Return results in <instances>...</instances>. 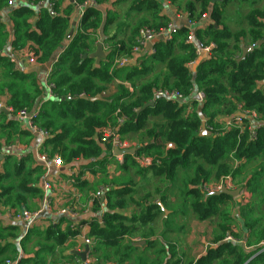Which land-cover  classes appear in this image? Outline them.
Wrapping results in <instances>:
<instances>
[{"label": "trees", "instance_id": "trees-1", "mask_svg": "<svg viewBox=\"0 0 264 264\" xmlns=\"http://www.w3.org/2000/svg\"><path fill=\"white\" fill-rule=\"evenodd\" d=\"M19 1L20 8L11 15L10 53L5 50L9 33L5 24L0 23V101L6 100L14 113L21 110L33 113L39 109L35 124L50 135L43 152L57 154L67 166L99 174L100 188L110 187L105 193L102 223L98 221L99 203L92 205L83 221L89 222L90 236L99 241L92 252L94 264H264V43L259 45L264 41V5L256 6L261 0H133L125 19L136 7H146L147 16L134 25L119 23L114 32L107 31L114 22L110 13L104 19L98 9L109 0H95V6L86 7L81 19L79 14L76 19L72 15L77 6L70 3L65 7L68 0H51L55 2L53 10L57 16H51L46 7L35 9L49 0ZM162 1L186 12L188 20L196 25L176 30L171 40L156 41L154 52L136 58V64L130 62L125 67L113 68L118 57L132 59V49L142 28H151L157 33L172 28L168 18L161 14ZM234 2L252 6L245 17L246 25L232 31L223 22L225 7ZM84 3L85 0H77V5ZM6 5L7 0H0V10ZM203 15L207 19L202 21ZM73 23H76L74 34L68 40ZM190 31L205 45H214L212 55L195 71L193 65L198 55L186 42ZM100 42L110 54L96 63L92 56ZM252 45L256 48L245 60L239 61L242 48ZM28 53L36 59V66L51 65L49 83L54 97L39 107L43 88L36 74L20 70L8 55L17 60ZM115 80L122 84L110 93L109 86ZM126 84H130L132 92ZM156 89L179 92L186 103L154 100ZM200 91L205 94V100L198 105L194 96ZM82 96L102 100L91 102ZM119 109L128 117L120 127V134L134 137L136 154L154 159L151 167L142 168L132 155H125L118 171L126 178L109 175L111 148L102 145L98 135L102 128L117 125ZM239 112L247 115L241 118L242 126L226 128L227 122L234 121ZM252 114L257 115L255 121L249 118ZM9 116L12 115L0 112V157L2 147L12 145L15 136L28 137L30 133ZM203 122L206 135L200 132ZM169 143L174 148L167 150ZM4 159L5 162L0 161L4 169L0 170V213L34 210L30 202L42 196V166L30 153L15 158V174L22 177L15 187L5 183L10 179L7 165L12 156ZM251 163H256L261 170L247 178L244 173ZM180 169L191 171V175L185 182L184 203L177 206L170 192ZM136 177H140L139 182ZM155 177L162 178L161 182L152 183L150 179ZM227 177L236 189L251 193L250 199L239 205L237 217L229 210L233 198L209 196L203 190L204 186ZM72 180L83 190L89 189V183L80 182V177ZM152 184L153 191L147 189ZM160 203L169 211L168 215ZM180 207L197 213L200 222L210 221L212 230L204 235L210 243L206 254L189 263H184L178 245L168 242L167 238L172 233L182 235V231L174 230ZM1 220L0 264H7L4 257L14 243L10 239H17L18 234L15 225L4 227ZM48 220L50 224L44 231L29 233L43 239L34 256L19 259L14 250L11 263L19 259L17 264H44L41 254L53 253L56 247L64 246L77 235L75 222L68 220V227L62 229L61 222L67 221L65 217L59 219L60 223L56 219ZM239 224L242 229L238 234L235 230ZM137 234H142L140 242L146 241V244L139 245L132 240ZM229 236L234 241H227ZM157 242L162 247L151 257L148 250ZM107 249L114 251L115 261L109 259ZM100 253L103 259L98 256Z\"/></svg>", "mask_w": 264, "mask_h": 264}, {"label": "built area", "instance_id": "built-area-1", "mask_svg": "<svg viewBox=\"0 0 264 264\" xmlns=\"http://www.w3.org/2000/svg\"><path fill=\"white\" fill-rule=\"evenodd\" d=\"M70 2V0H68ZM95 0H87L83 5H77L75 2L74 5L77 6L79 10V19L82 18L83 11L88 6H95ZM21 6V2L19 0H7L6 8L10 11H14L19 9ZM55 6L54 1H44L40 3L38 6L35 7V9L38 11L42 7H46L50 10L51 16H57L58 13L56 10H53V7ZM207 16L203 15L201 17V20H206ZM188 25L193 28L196 23L191 22L188 20ZM176 33V29L170 28L168 31H164L162 33H157L151 28H142L139 31V36L137 40V44L132 49V59L129 57H118L116 58L113 68L114 67H125L130 62L134 61L136 58L140 57L146 50V47L151 43L155 44L158 37L162 36L165 39L171 40L174 37V34ZM187 44L194 47L198 58L202 55H206L207 58L210 57L213 53L214 45H205L201 40H198L193 31H190L188 38L186 40ZM154 48V47H153ZM256 48V45H252L250 47L251 51ZM7 49V48H6ZM5 49V50H6ZM149 52H154L153 49H151ZM9 57H11V60L13 62H16V59L12 58L10 54H8ZM25 57L27 58L30 65H36V59L31 54H25ZM49 75L50 71L45 76V81L47 85V89L50 94V99L54 97V94L52 92L53 86L49 83ZM126 86L129 88V90L132 92L133 89L130 86V84H126ZM153 99H164V100H170V101H178L181 103H186L184 96L175 91H169L164 89H156L153 92ZM205 100V94L200 91L194 96V101L200 105ZM189 103V102H187ZM2 110H6L9 115H12L18 122L24 123L27 127L26 129L35 136H39L41 138V142L38 145L37 149L34 150L35 159L36 162L42 166L43 169V178L41 181V189L43 192L42 199H41V206L36 210H22V211H6V213H0V218H7L9 219L10 223H13L17 226H20L23 231V235L20 236V241L24 238L25 235H29V233L36 227L42 220L45 219V216L48 219L53 218V215L55 214L54 206H55V189L57 187L56 181L60 179L61 174H65L67 177V185H72L74 181L72 178L80 177L82 178V175L85 173H92V171L88 169H79L76 167H71L65 165L64 161L56 154V155H49L46 152H43V145L45 141L50 138V135L48 132L41 130L36 124H35V117L38 114V110L34 111L33 113L28 112L27 110H21L18 113H14L13 109L10 108L6 100L0 101V112ZM243 113V112H241ZM244 117H247L245 113ZM117 117V125L116 126H109L102 128L98 135L100 137V143L102 145H108L111 148V156L110 161L112 162L108 166V173L111 177H115L117 175L118 167L122 165L125 161V155H132L135 159L137 165L142 168H149L153 165L154 159L152 156L149 155H138L136 154L135 144L130 142L126 137H123L120 134V127L121 125L125 124L128 121V117L122 114V111L119 109L116 112ZM241 118L236 115V119L234 121H228L226 124V128L233 127L237 125L240 127L241 125ZM250 119L254 120L257 118L256 114H252L249 116ZM205 124V122H203ZM174 145L172 143H169L166 146V149H173ZM115 150L124 151L126 153L123 154H116ZM33 153L32 150H29L20 144L14 143L13 145L6 146L5 148H2L1 155L3 156H9L16 154V158H21L23 156L29 155ZM33 155V154H32ZM64 171V172H63ZM93 174V173H92ZM99 176V174L97 175ZM109 186L101 187L97 191L90 193V195L87 198L86 204L82 203L80 197L78 194H74L73 199L70 201V203L59 209L58 212H56V217L58 216H67L70 218L72 222H75V231H77V235L73 238L74 240H81L83 242L84 248L89 247V253L86 256V260L82 261L81 258L75 257V263L76 264H94L95 259L93 258L92 252L95 250L98 240L95 237L90 236L91 227L89 225V222H83L86 220V217L89 216L90 208L94 203L100 204V211L98 212L99 223H102V216L105 213V193L109 189ZM223 188H226L227 190H236L233 181L230 177H227L225 180L220 181L218 183L210 184L207 186H204L203 190L207 193H213L221 191ZM242 190V189H241ZM245 192V190H242V193ZM247 201V199L245 200ZM53 223V222H51ZM50 224V222H49ZM227 241H234L232 237H227ZM136 242H140L141 240H133ZM85 249L82 251L84 252ZM76 252V251H75ZM19 259L22 257L21 254H19ZM19 259L15 263H11L10 261H6L7 264H17L19 262ZM64 264H70L69 262H65Z\"/></svg>", "mask_w": 264, "mask_h": 264}, {"label": "crops", "instance_id": "crops-1", "mask_svg": "<svg viewBox=\"0 0 264 264\" xmlns=\"http://www.w3.org/2000/svg\"><path fill=\"white\" fill-rule=\"evenodd\" d=\"M85 1H87V0H85ZM262 1H264V0H262ZM75 2L77 3V0H75ZM132 2H133V0H109L108 2H104L103 4L98 6V9L102 12L104 19H106L107 13L109 12L110 18H112V20H114V22L109 25L108 30H107L108 32H114L119 23H125L126 22L130 25H134L139 20H141L143 17L147 16L146 7H142V8L136 7V9L133 11V13L131 15H129L127 17V19H125V14L128 11V8L132 4ZM69 4H70V2L65 3V7H67ZM162 6H163V9H162L161 14L168 18L172 28L179 30V29H182L188 25V15L186 14V12H184L183 10L177 9V6L174 4H171L170 2H165ZM238 7H239L238 2L230 3L225 7V16L226 15L227 16H226V19L224 20L223 23L225 24L226 27H228L232 31L239 29V27L237 26V22L239 20L234 16V14L228 15L227 10L235 13ZM12 13H13V11H10L7 8H3L0 10V23L5 24V27L9 33V43H8V46L6 49V53H10V48H11L10 41L13 38V21H12V16H11ZM78 14H79V10L77 8L72 13L74 19L78 18ZM111 15H115V16L112 17ZM236 15H237V13H236ZM238 18H239V16H238ZM100 35L101 36L103 35V32L101 30H100ZM122 37H123V35L120 34L119 38H122ZM104 50H105V52H107V47L105 45H104ZM144 53L146 54L147 50H145ZM142 55H140V56H142ZM96 63H98L97 60H96ZM132 64H136L135 60L132 61ZM16 65L20 70H24L27 73L36 74V76L39 80V83H40L41 87L43 88L42 96L38 100V102H39L38 107L44 101H47L48 99H50V94H49V91L47 89L45 76L51 70V65H44L41 67L36 66V65H30L28 60L25 57V54H24V56H21L20 58H18L16 60ZM35 67H37L38 70L35 72H31V70ZM120 84H122V83L115 80L113 82V84H111L109 86L110 91L112 89H116L117 85H120ZM10 117H12V116H9V118ZM20 125L24 130H27L26 129L27 127L25 126L24 123H20ZM27 132H28V130H27ZM14 139H15V143L19 144V142H20V143H22L23 147H25L29 150H32L33 151V153H32L33 157L35 158L34 150L37 149L38 145L41 142V138L39 136H35V135H32L31 133H28V137L18 135V136H15ZM5 147L6 146H3L2 148H5ZM9 156H12V159L16 158V154L9 155ZM1 157H2V155H1ZM5 157H7V156H3V158H1L0 161L5 162V159H4ZM0 170L4 171L3 165L0 167ZM120 175H123V174L120 173V171H119L117 173L116 177H119ZM59 176H60V179H58L56 181L57 187L55 189V195H54V200H55V206H54L55 212L54 213L55 214L53 215V218L56 219L55 221H58L60 223L59 219L62 217H65V219H67V221L61 222V226H62V229H66V227H68V220L71 221L70 218H68L67 216L56 217V212H58L59 209L67 206L70 203V201L73 199L74 194H78L82 203L86 204V199L88 198V195H90V193L92 191L91 189H93V187L98 183L97 180H99L101 178V176H96L92 173L83 174L82 178H80V182L89 183V189L85 188L84 190H83V188H81L80 186H78L75 183H73L72 185H69V184L67 185L66 181L68 179L65 176V174H61ZM40 186H41V184H40ZM246 193H247V191L245 190V193L244 194L241 193L240 197H238L240 199L236 198L233 200H235L237 202H241L242 199L244 200L247 197ZM42 195H43V192H42ZM249 195H250V193H249ZM248 198H250V196L247 197V200H248ZM41 199H42V196H41V198H35V199L31 200L30 204L33 205L34 210L38 209L41 206ZM245 202H247V201H245ZM233 216L237 217L238 215L235 214ZM47 217H49V216H45V219L42 220L36 227H34L33 231L38 230V229L40 231H44L46 229V227L49 226V220L47 221ZM1 221H3L2 223H3L4 227H8L10 225H13V226L15 225L13 223H10L9 219H7V218H2ZM15 226L17 227L16 233L18 234V238H17L18 240L17 241H19L20 236L22 235L23 231H22V228L20 226H17V225H15ZM241 227H242V224H241V226L239 224V227H238V229L235 230V232L239 234V232L242 229ZM210 232H212V230ZM193 234L190 233L189 236H191ZM30 235H29L30 238L28 237V240L37 239V241H38V239H40V238L36 237L38 235H36L35 233L30 234ZM158 235H159V233H158ZM136 240H140V239H136ZM10 241L14 242V239H10ZM22 242H25V241H22ZM198 242L194 239V237H192L188 243L189 247L186 245L184 247V249L183 248L181 249V247L178 245V247L180 248L179 249L180 256L185 258V259L183 258V260L185 261L184 263H187V261H190L189 260L190 254H192L191 259H193L194 251L197 250L196 248H197ZM203 243L205 245V250L202 253H200L199 255H197V258L206 254L207 246L210 244L208 241H203ZM25 244H24V247H25ZM12 245L9 246L8 252L5 254V257H4V259H6L7 261H9V259H12L14 257V256H12L14 250H16L18 254H21L22 257H24V259H26V258L29 259L30 257L32 258L34 256V252L38 249V246H37L34 249V251L32 252V254H26V252L21 248L22 247L21 244H18V242L15 241ZM66 245H68V246H66ZM64 247H65V249L63 248L64 251L61 250L62 248L56 247V249L53 253L41 254L42 257L44 258V264H62V263L64 264L65 262H69L70 264H76L75 263V259H76L75 257H78V256L74 254L75 251L76 252H82L85 249L83 242L81 240H74V239H69L64 244ZM70 255H73L75 257L71 258ZM59 259H61V261L57 262ZM24 264H34V263L33 262H25Z\"/></svg>", "mask_w": 264, "mask_h": 264}, {"label": "rangeland", "instance_id": "rangeland-1", "mask_svg": "<svg viewBox=\"0 0 264 264\" xmlns=\"http://www.w3.org/2000/svg\"><path fill=\"white\" fill-rule=\"evenodd\" d=\"M264 5V1H260L259 3L256 4V6H263ZM251 6L249 3H245V4H239V7L237 8L236 12L233 13L232 11H229L227 10V13L228 15H233L239 20L237 22V26L239 28L241 27H244L246 25V14L248 13V11L251 9ZM237 13V15H236ZM227 16V15H226ZM239 16V18H238ZM238 30V29H237ZM116 89H112L110 91L113 92L115 91ZM108 95V93H107ZM32 112V111H31ZM242 125H240L241 127ZM203 129V128H202ZM207 131V130H206ZM201 132V135H203L204 133H202V130L200 131ZM206 135V134H205ZM132 138V136H130ZM127 138V137H126ZM127 138L130 142H133L135 143V141H133V138ZM15 143V141L13 140V142H11V144L13 145ZM19 144L21 146L22 143L19 142ZM17 159H13L10 161V163L7 165V169H9L8 171L11 173L10 175V179H8L5 183L7 184H11V185H14L15 187H17L19 185V183L21 182L22 180V177H19L15 174V167H16V161ZM36 160V159H35ZM261 169L259 168V166L256 164V163H251L249 165H247V170H245V173H244V176H247V178H249L252 174L254 173H257L259 172ZM3 172V171H2ZM191 175V171L189 172H185L184 170L180 169L178 170L177 172V177H176V182L173 184V188L171 189V192L173 194V200L175 201L176 205L177 206H181L180 204L181 203H184V189H185V185H186V180L188 179V177ZM121 178H126V175L125 176H122L120 175ZM150 179V178H148ZM161 179L162 178H154L153 180L150 179V181L152 183H159L161 182ZM140 180V177H136V181L139 182ZM98 183L93 187V189H91V193L92 192H95L97 191L99 188H100V184L101 182L100 179L97 180ZM243 181V179L241 180V182ZM214 183H218V181H214L212 184ZM154 185L152 184L151 186L147 187V189L153 191L154 190ZM241 189V188H239ZM246 190V189H245ZM245 192H243L244 194ZM249 191H247L246 193V196L247 197H251V193L249 195ZM247 197L243 200H241V202H237L235 200H232L230 203H229V210L230 212H232L233 215H238L239 213V204H244L243 202L247 199ZM236 199V198H235ZM240 199V198H238ZM250 198H248L249 200ZM31 209H33L31 207ZM198 214L197 213H194L193 211L190 210V208H182L180 207L179 208V212H178V217H175L174 219V230H177V231H182V235L180 234H168L167 235V238H168V242L170 243H176V245H179L181 247V249L187 245L188 246V243H189V240L194 237V239L198 242L197 244V250L194 251V257L193 259H191V256L192 254H190L189 256V260L190 261H194L196 258H197V255H199L200 253H202L204 250H205V245L203 243V241H207V238L204 237L205 234H207L210 230H211V224H210V221H207V222H200L198 221ZM160 229V224H156V230ZM33 231V229H32ZM193 234L191 236H189V234ZM23 235V234H22ZM28 237L29 235H25L24 233V238L22 239V241H25V242H22L20 241H17L18 239H14V242H18V244H21V248L26 252V254H32V252L34 251V249L39 246L40 244L43 243V239H33V240H28ZM39 238V236H36ZM157 237H161L159 235H157ZM156 237V239H157ZM142 238V234H137L136 235V238H132V240H136V239H140ZM155 239V238H153ZM166 240V239H165ZM125 242H127V240L125 239ZM26 243V244H25ZM24 244H25V247H24ZM68 246V245H66ZM72 247V246H71ZM162 247V244L161 243H158L157 242V245L153 248H149L148 250V255L153 257L155 254H156V250L159 251L160 248ZM189 247V246H188ZM60 248H62L61 250H63V248L65 249L64 246H60ZM68 248V247H67ZM110 249H107L105 251H108ZM104 252V251H102ZM146 253V251H144ZM107 255H109V259H111L112 261H115V256H114V251L113 250H110ZM99 258L103 259V255L102 253H100L99 255ZM148 257V256H147ZM10 261V259H9ZM61 259H59L57 262H60ZM190 261H187V263H189ZM63 264V263H62Z\"/></svg>", "mask_w": 264, "mask_h": 264}, {"label": "water", "instance_id": "water-1", "mask_svg": "<svg viewBox=\"0 0 264 264\" xmlns=\"http://www.w3.org/2000/svg\"><path fill=\"white\" fill-rule=\"evenodd\" d=\"M157 1H160V0H157ZM70 3L71 4H74L75 3V0H70ZM162 3L164 4L163 1H162ZM36 20H37V18L34 19L33 23H35ZM75 27H76V23H73L72 28H71V30L69 32L68 37H67L68 40H70L72 38V36L74 34ZM163 40H164V37H162V36L158 37V39H157V41H163ZM263 43H264V41H261V42H259V45H262ZM153 47H154V45L150 43L146 47L147 52L150 51ZM242 50H243L242 57L239 59V61L240 60H245L246 57H247V55L251 52L250 47H243ZM109 54H110V52H105L104 45L102 43H99L97 45L96 51L93 54L92 58L96 59L97 62H100L103 59H105L106 57H108ZM205 59H207V56L206 55H202L201 57H199L198 60H197V62L193 65V70L195 71L197 69V67L199 66V64L203 60H205ZM37 70H38L37 67H35V68H33L31 70V72H35ZM81 98L84 99V100H90L91 102L101 101L102 100V98H100V97H95V98H90L89 99L86 96H82ZM151 106H153V104H151ZM2 111L5 114L8 115V113H7L6 110H2ZM237 116L243 118L244 117V114L241 113V112H239V113H237ZM202 133H204L203 135L207 134V131H206V128H205V124L204 123H203ZM115 153L116 154H123V153H126V152L120 151V150H115ZM1 158H3V157H0V159ZM241 193H242V190L239 189V188L236 189V190H227L226 188H223L221 191L210 193L209 196H222V195H226V196H229V197L235 199V198L240 197ZM160 205H161V203H160ZM161 207H162L163 211L165 212V214L168 215L169 214V211H167L165 208H163L162 205H161ZM138 244L139 245H144V244H146V241L139 242ZM88 253H89V247H86V249H85L84 252H75L74 254L77 255L78 257H80L82 259V261H85L86 260V256H87Z\"/></svg>", "mask_w": 264, "mask_h": 264}]
</instances>
